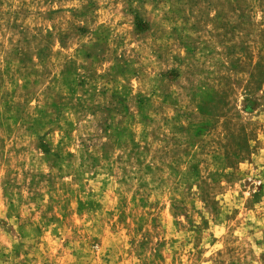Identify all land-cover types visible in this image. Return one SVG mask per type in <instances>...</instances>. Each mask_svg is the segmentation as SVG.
Here are the masks:
<instances>
[{"label": "rangeland", "instance_id": "374dc122", "mask_svg": "<svg viewBox=\"0 0 264 264\" xmlns=\"http://www.w3.org/2000/svg\"><path fill=\"white\" fill-rule=\"evenodd\" d=\"M0 264H264V0H0Z\"/></svg>", "mask_w": 264, "mask_h": 264}]
</instances>
